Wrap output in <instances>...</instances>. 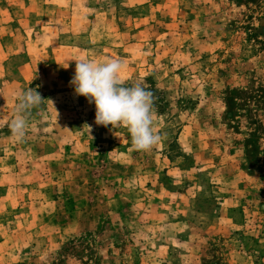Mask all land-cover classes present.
<instances>
[{"label": "rangeland", "instance_id": "1", "mask_svg": "<svg viewBox=\"0 0 264 264\" xmlns=\"http://www.w3.org/2000/svg\"><path fill=\"white\" fill-rule=\"evenodd\" d=\"M112 58L148 151L69 83ZM0 264H264V0H0Z\"/></svg>", "mask_w": 264, "mask_h": 264}, {"label": "clouds", "instance_id": "2", "mask_svg": "<svg viewBox=\"0 0 264 264\" xmlns=\"http://www.w3.org/2000/svg\"><path fill=\"white\" fill-rule=\"evenodd\" d=\"M122 69V61L114 58L103 62L79 59L69 83L77 96H84L89 104L94 103L97 125L125 128L130 134L132 149L148 151L161 140L153 126V93L139 83L126 86L121 78ZM42 102L41 94L34 88L17 94L15 117L8 127L18 141L26 139L31 111Z\"/></svg>", "mask_w": 264, "mask_h": 264}]
</instances>
